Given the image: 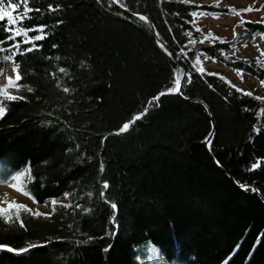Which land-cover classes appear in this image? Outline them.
<instances>
[{
	"label": "trees",
	"instance_id": "trees-1",
	"mask_svg": "<svg viewBox=\"0 0 264 264\" xmlns=\"http://www.w3.org/2000/svg\"><path fill=\"white\" fill-rule=\"evenodd\" d=\"M28 6L17 29L45 25L48 35L15 56L21 86L9 90L25 99L0 96V182L22 173L16 189L36 205L50 202V215L0 217V243L41 245L0 249V264H151L154 253L167 264H264V99L198 68L203 57L261 82L264 59L233 54L227 39L210 43L191 15L231 8L191 0ZM244 23L264 33L263 20ZM7 26L0 20V75L7 61L13 67ZM176 80L179 94L152 101Z\"/></svg>",
	"mask_w": 264,
	"mask_h": 264
},
{
	"label": "rangeland",
	"instance_id": "rangeland-1",
	"mask_svg": "<svg viewBox=\"0 0 264 264\" xmlns=\"http://www.w3.org/2000/svg\"><path fill=\"white\" fill-rule=\"evenodd\" d=\"M199 3H212L220 8L229 7L230 11L215 12H196L194 25L206 35L209 42L222 39L232 41V53L241 57H258L264 59V33L252 31L246 25L245 21H264V0H191ZM247 9V10H245ZM19 30V29H18ZM24 38V37H23ZM199 70H209L221 77L227 79L237 88L264 97V83L258 81L243 72H235L230 68L217 64L212 60L199 57ZM16 72L10 62L7 61L2 74L0 75V84L5 82L7 76H15ZM19 182L11 180L7 183L0 182V204L5 201H15L22 203L32 209V211L48 213L50 202L42 205L34 204L27 196L20 193L13 184ZM151 264L165 263L161 257L154 253Z\"/></svg>",
	"mask_w": 264,
	"mask_h": 264
},
{
	"label": "snow or ice",
	"instance_id": "snow-or-ice-1",
	"mask_svg": "<svg viewBox=\"0 0 264 264\" xmlns=\"http://www.w3.org/2000/svg\"><path fill=\"white\" fill-rule=\"evenodd\" d=\"M113 2L118 3L119 0H113ZM21 4H23V12L21 13L20 11H18V9H20ZM60 7V5H56L55 8L53 7V5L49 4L48 5V9L49 11H55L56 9H58ZM121 7H123V5H121ZM247 10V9H245ZM33 11V9H31L28 6V0H20V3H15L12 2V0H9V2L4 5L2 3H0V20H4L6 18L7 20V27H5V31L8 32L10 35L8 37V39H11L13 41V43L11 45H9V48L12 49V54L11 56L7 57V59L13 60V71L16 72L17 69V65L15 63V56L16 55H23L26 52H31L34 49H38L40 47H42V45H38L35 43V41L37 40H43L48 33L44 32L43 29L46 27L45 25H38L35 26L33 28H21V29H17L16 25H17V18H19V22H23V20L25 19H29V13ZM38 11V9H37ZM133 15H138L137 13H133ZM191 15L193 17H195L196 13L193 12L191 13ZM140 19H144L143 16H140ZM57 23H61V21H57ZM31 31H35L37 32V35L34 36H29L28 32ZM17 36H23L24 38L22 40H16L15 38ZM2 43V42H0ZM27 44L30 45V47L24 48L23 50L20 49V45L21 44ZM211 43V41H210ZM53 48L57 47L56 45L52 46ZM2 71V70H0ZM60 71H64L63 68L60 69ZM237 71L242 72L243 69H237ZM22 79V77L19 75V73L17 72L15 76H7L5 79V82L3 84H0V96L6 98L8 101H16V100H21V99H25V97L23 96H18L13 94L12 91H10V88L13 89H19L20 88V84L18 83V81H20ZM179 80H176L174 82L173 87H169L166 89V92H162L159 93L157 96L152 97V101H157L159 96L161 95H166V94H179L180 93V88H179ZM262 83H264V81H262ZM65 91H67V89H65ZM248 95H251V93H248ZM258 99H264V97L262 98H258ZM147 108H145V112L143 113H139L136 116H133V118L127 122H125L121 128L118 129V133L119 132H124L125 130H127L129 128V126L136 120L140 119L146 112H147ZM262 112H264V109L261 110ZM6 109L4 108L3 104H0V117H3L5 115ZM217 163H219V161H217ZM260 163V161L258 160L256 163L251 165L252 169H255L258 164ZM22 175V173L17 172L15 175H13L11 177L12 180H17L20 176ZM13 187H17L16 184L12 185ZM108 187V183L107 181L104 182V188L106 189ZM241 188H245V185H240ZM68 193H65V196H67ZM103 195V193H102ZM52 205L55 206L57 201L55 199H52ZM67 207V206H65ZM77 207H79V205H77ZM111 207L113 209L117 208V205L115 203H113L111 205ZM21 210L24 212H28L31 213L34 216H49L50 214H46V213H40L39 211L33 212L32 209L28 208L27 205L22 204V203H17L15 201H5L3 202V204H0V217H3L4 220H9L11 219L13 216L17 221H20V216H21ZM88 209L85 210V212H87ZM21 227H23V223L21 221ZM51 243H53L52 241H44V244H48L50 245ZM41 245L39 244H29L28 248H14L11 247L8 244H2L0 243V249H7L9 251H12L14 253H23V252H27L29 249L31 248H35V247H39ZM156 264H159V262L157 261Z\"/></svg>",
	"mask_w": 264,
	"mask_h": 264
},
{
	"label": "water",
	"instance_id": "water-1",
	"mask_svg": "<svg viewBox=\"0 0 264 264\" xmlns=\"http://www.w3.org/2000/svg\"><path fill=\"white\" fill-rule=\"evenodd\" d=\"M181 87V82L179 83V88ZM214 132V126H212V130H211V133H210V135H209V137H208V139H207V141L210 139V136H211V134Z\"/></svg>",
	"mask_w": 264,
	"mask_h": 264
}]
</instances>
